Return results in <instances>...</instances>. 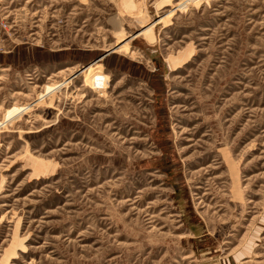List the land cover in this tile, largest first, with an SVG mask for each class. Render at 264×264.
<instances>
[{
    "label": "rangeland",
    "instance_id": "1",
    "mask_svg": "<svg viewBox=\"0 0 264 264\" xmlns=\"http://www.w3.org/2000/svg\"><path fill=\"white\" fill-rule=\"evenodd\" d=\"M0 264H264V0H0Z\"/></svg>",
    "mask_w": 264,
    "mask_h": 264
},
{
    "label": "bare ground",
    "instance_id": "2",
    "mask_svg": "<svg viewBox=\"0 0 264 264\" xmlns=\"http://www.w3.org/2000/svg\"><path fill=\"white\" fill-rule=\"evenodd\" d=\"M78 75H79V73H78V74H76V75H75V77H76V76H78Z\"/></svg>",
    "mask_w": 264,
    "mask_h": 264
}]
</instances>
